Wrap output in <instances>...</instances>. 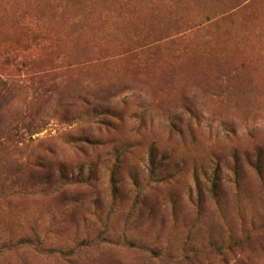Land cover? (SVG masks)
Wrapping results in <instances>:
<instances>
[{
    "label": "rangeland",
    "instance_id": "374dc122",
    "mask_svg": "<svg viewBox=\"0 0 264 264\" xmlns=\"http://www.w3.org/2000/svg\"><path fill=\"white\" fill-rule=\"evenodd\" d=\"M0 264H264V0H0Z\"/></svg>",
    "mask_w": 264,
    "mask_h": 264
},
{
    "label": "trees",
    "instance_id": "16d2710c",
    "mask_svg": "<svg viewBox=\"0 0 264 264\" xmlns=\"http://www.w3.org/2000/svg\"><path fill=\"white\" fill-rule=\"evenodd\" d=\"M258 169H257V174H258V176L261 178V171H260V166H259V164H258ZM216 170H218V167L216 168ZM217 172V171H216ZM217 173H214L213 175H212V177L211 176H208V179L210 180V193H211V196L216 200V203L218 202V204H219V199H220V195H218V192H219V190H218V184H217V179H218V177H217V175H216ZM235 176V181H234V186H239V182H238V179H237V174L236 175H234ZM61 178H66L65 176H61ZM112 178V177H111ZM77 179H79V178H77ZM113 179V178H112ZM69 180V179H68ZM67 180V181H68ZM110 189L112 190V193H115L116 192V185H115V182H110ZM114 196V195H113ZM140 196V194H138V197ZM139 200V199H138ZM135 201H137V199H135ZM140 202V201H139ZM197 203H199V204H201V202H200V197L198 196V199H197ZM20 243H24V244H32V242H30L28 239L26 240V239H21L20 240ZM48 252L49 253H52V252H56V253H58V254H62L63 253V251H61V250H55V249H48ZM63 254H65V253H63Z\"/></svg>",
    "mask_w": 264,
    "mask_h": 264
}]
</instances>
